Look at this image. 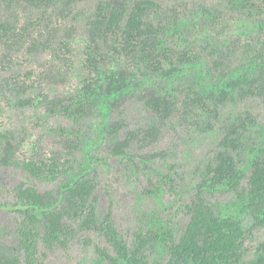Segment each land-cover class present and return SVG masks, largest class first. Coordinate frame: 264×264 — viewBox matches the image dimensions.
Here are the masks:
<instances>
[{"label":"trees","instance_id":"obj_1","mask_svg":"<svg viewBox=\"0 0 264 264\" xmlns=\"http://www.w3.org/2000/svg\"><path fill=\"white\" fill-rule=\"evenodd\" d=\"M235 22L252 29L233 33ZM78 24L85 39L76 56ZM39 57L43 67L7 77V91L15 105L69 123L50 129L56 141L47 154L0 125V169L18 167L30 180L56 185L41 192L24 182L11 202L0 201L20 217L13 231L0 229V264H42L41 249H66L76 240L109 264H264V241L251 257L243 251L246 236L264 228V139L248 144L257 125L252 112L221 123L230 103L264 101V0H0V73ZM132 104L149 114V126L124 129L121 115ZM172 122L198 133L218 129V142L190 184V200L180 202L188 216L184 231L158 215L128 244L110 209L99 219L92 156L105 144L110 156L133 167L136 160L165 159L156 147ZM173 168L156 183L147 180L145 196L161 212L162 194L182 201L187 192L175 184ZM221 192L232 194L229 204L209 203Z\"/></svg>","mask_w":264,"mask_h":264},{"label":"rangeland","instance_id":"obj_2","mask_svg":"<svg viewBox=\"0 0 264 264\" xmlns=\"http://www.w3.org/2000/svg\"><path fill=\"white\" fill-rule=\"evenodd\" d=\"M92 1H88L82 6V10H88ZM233 33L245 35L252 29L248 23L235 22L230 26ZM84 30L80 24L77 25L76 33L73 38L72 46L75 55H79L84 44ZM20 60V59H19ZM45 62L44 57L24 60L18 67L7 73H0V104L5 108V112L0 113V125L4 129L9 128L15 132L18 140L25 139L28 143L39 145V151L46 154L55 149L56 136L50 129L60 126L67 127L68 121L57 118H46L42 109L21 108L15 105L12 93L7 91L6 82L16 74L26 72H36ZM7 91V92H6ZM62 94H67L66 88L59 90ZM245 111L252 112L257 117V125L249 133L247 141L249 146L258 145L264 139V101L247 100L237 101L227 105L221 114V123H226L238 113ZM121 120L124 122V129H135L149 126L152 122L149 114L139 105H127L123 109ZM9 119L7 122H3ZM84 130L89 128L84 127ZM124 130V131H125ZM218 129L211 133H198L191 127H183L178 124H167L162 135L158 139L157 150L166 153L165 159H154L142 165L136 160L138 167L122 159L114 158L108 154L105 144L93 156L92 163L98 174L97 195L99 198L98 216L102 219L108 209L112 211V219L115 230L128 244L132 243L133 233L144 226L149 219L159 217L173 224L174 228L181 234L188 222V216L180 207L181 203L190 200V184L198 180L203 174L204 167L211 158L217 140ZM119 135V137H121ZM111 140L107 139L106 143ZM25 150V149H24ZM27 151V150H25ZM244 158V156H242ZM169 166H174L172 174L176 185L184 186L187 192L182 197V201L165 192L158 201H162L167 211L161 212L158 202L154 198L145 196L148 187V177L156 183L162 174L169 173ZM28 182L30 185L44 192L54 188L56 185H48L28 179L26 174L18 167H3L0 169V201L9 203L12 200V190L21 183ZM232 194L221 192L208 196L207 200L211 204L225 206L232 200ZM20 221L19 214L11 209L0 208V229L8 232L16 229ZM11 234V233H9ZM93 241L102 247L106 243L97 235L88 234ZM13 242L14 238H6ZM264 241V228L254 230L247 235L244 242V255L251 257L254 248L259 242ZM44 257L41 258L42 264H109L100 261L94 253L93 248L84 247L80 240L73 241L66 249L55 248L52 251L41 249ZM111 254H113L111 252Z\"/></svg>","mask_w":264,"mask_h":264}]
</instances>
